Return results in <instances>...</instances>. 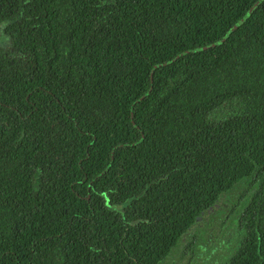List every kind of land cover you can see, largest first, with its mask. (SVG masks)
<instances>
[{
  "label": "trees",
  "instance_id": "16d2710c",
  "mask_svg": "<svg viewBox=\"0 0 264 264\" xmlns=\"http://www.w3.org/2000/svg\"><path fill=\"white\" fill-rule=\"evenodd\" d=\"M256 1L0 0V264H161L232 197L264 264Z\"/></svg>",
  "mask_w": 264,
  "mask_h": 264
},
{
  "label": "flooded vegetation",
  "instance_id": "af4514ba",
  "mask_svg": "<svg viewBox=\"0 0 264 264\" xmlns=\"http://www.w3.org/2000/svg\"><path fill=\"white\" fill-rule=\"evenodd\" d=\"M0 25L2 26V32H3L4 24L0 23ZM3 35L5 38L8 39L7 35H5L4 32H3ZM238 204L239 202L236 201L235 198L233 197L231 199L228 198L227 200L223 201V203L220 204L219 213L218 211H216V213L211 212L212 214L210 216H207L203 220H201L200 226H198V228L196 229V231H200L204 233L202 235L201 240L203 239L205 240L204 236L207 234V231L212 230V228H215L212 232L214 235H216V228L220 229L221 232L219 233L220 235V237L218 238L219 240L222 237L226 238L228 236V233H230V236H231L233 231L235 232V234H237L233 226L229 225V222L231 223L230 220L237 218L236 212L238 211L237 210V208L239 207ZM210 224L212 228L209 229L208 226ZM192 241L193 239H192V233H191V236H189V241L187 242L188 244L186 243L187 245L178 246L176 249L170 252V254L164 259L163 263L161 264H200V263L208 264V263H211V260L213 261L217 253L216 254L209 253V255H212V256H209L206 246H199L201 242H199L198 245H195L194 247H192L191 245L188 246ZM229 241H230V238H229ZM223 248H224V251L217 257H218V260H225L224 262H221V264H226L234 255L235 251L238 249V246H234L230 243L229 246L226 245ZM228 249L230 250L228 251ZM198 251H205L204 256H201V255L199 256ZM207 258L211 259L210 262L197 263L199 259H201L202 261H205ZM215 264H219V263L216 262Z\"/></svg>",
  "mask_w": 264,
  "mask_h": 264
},
{
  "label": "rangeland",
  "instance_id": "374dc122",
  "mask_svg": "<svg viewBox=\"0 0 264 264\" xmlns=\"http://www.w3.org/2000/svg\"><path fill=\"white\" fill-rule=\"evenodd\" d=\"M0 45L4 46L5 48L9 47V40L7 38L4 37L3 32H2V26L0 25ZM220 115H223V113H219ZM218 215V214H216ZM208 228H212L211 224L208 226ZM215 228H212V230H208L207 234L204 236L205 240H201L202 239V235L204 234L203 232L200 231H194L192 233V244L191 246L194 247L195 245H198L199 242L200 245L199 246H206L208 255L209 253L212 254H216V257L213 259V261L210 258H207L205 261H202L201 259H199L197 261V263L200 262H205L208 263L211 260V263L208 264H215L216 262H218L219 264H221V262H224L225 260H218V257L223 251L226 245L229 246L230 243L234 246L238 245L239 242V236L237 234H235V232L233 231L232 235L230 236V233H228V236L226 238H221L220 240L218 239L220 237L219 233L221 232L220 229L216 228V235H214L212 232ZM230 238V241H229ZM207 242V243H205ZM197 243V244H196ZM223 246V247H222ZM230 249H228L229 251ZM204 252L205 251H198L199 256H204ZM212 256V255H209ZM200 264H204V263H200Z\"/></svg>",
  "mask_w": 264,
  "mask_h": 264
},
{
  "label": "water",
  "instance_id": "95a60500",
  "mask_svg": "<svg viewBox=\"0 0 264 264\" xmlns=\"http://www.w3.org/2000/svg\"><path fill=\"white\" fill-rule=\"evenodd\" d=\"M262 0H258V1H256L255 3H254V5L249 9V11L244 15V17L238 22V23H236L231 29H230V31H232V30H234L239 24H241L242 22H243V20H245V18H247L248 16H249V14L253 11V9L256 7V6H258L259 5V3L261 2ZM230 31L228 32V33H230ZM227 33V34H228ZM226 37H227V35H225L222 39H220V40H218L217 42H215V43H212V44H210V45H207V46H203L202 48H200V49H197V50H205V49H207L208 47H214V46H216V45H219V44H221L225 39H226ZM158 66V65H157ZM153 73V70L151 71V74ZM201 218L200 217H198L197 218V220L196 221H199ZM190 231V230H189ZM187 234H185V236L182 238V241L183 242H185L186 241V239H187Z\"/></svg>",
  "mask_w": 264,
  "mask_h": 264
}]
</instances>
